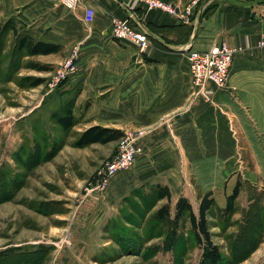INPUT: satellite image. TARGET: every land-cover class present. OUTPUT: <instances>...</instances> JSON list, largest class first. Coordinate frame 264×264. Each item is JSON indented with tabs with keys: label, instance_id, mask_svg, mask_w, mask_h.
<instances>
[{
	"label": "crops",
	"instance_id": "crops-1",
	"mask_svg": "<svg viewBox=\"0 0 264 264\" xmlns=\"http://www.w3.org/2000/svg\"><path fill=\"white\" fill-rule=\"evenodd\" d=\"M162 1L180 14L133 0H81L76 11L61 0H0V9L38 26L42 41L61 47L58 53H73L74 130L101 126L135 137L140 152L128 177L136 186L168 187L172 198L179 190L177 200L185 197L193 207L212 193L223 207L238 181L261 176L264 184V48L258 47L264 4L226 0L210 9L195 0ZM193 1L194 14L183 18ZM86 7L95 10L91 24L84 21ZM114 18L149 32L147 53L114 37ZM223 41L242 49L227 87L210 85L212 94L197 95L187 53L208 52ZM192 187L203 195L196 197Z\"/></svg>",
	"mask_w": 264,
	"mask_h": 264
},
{
	"label": "rangeland",
	"instance_id": "rangeland-1",
	"mask_svg": "<svg viewBox=\"0 0 264 264\" xmlns=\"http://www.w3.org/2000/svg\"><path fill=\"white\" fill-rule=\"evenodd\" d=\"M195 1L211 9L226 0ZM249 1L264 4V0ZM8 21L17 25L16 35L43 39L38 26L25 23L19 15L7 17L0 9V181L17 180L0 195L6 196L0 199V264H200L202 249L195 245L189 222L176 228L155 221L157 211L168 203L157 201L156 187L136 186L129 170L102 189L100 173L120 141L79 149L75 142L80 132L74 128L64 132L54 121L52 115L79 86V81L71 84L73 74H63L73 53L27 56L17 49L16 36L2 31ZM37 65L47 71L40 72ZM37 80L42 84L35 87L32 83ZM35 147L40 150L33 156ZM260 178L240 181L244 193L236 200L237 212L229 225L217 212L210 219L223 264H264V209L257 224L244 232H248L246 241L238 249L245 253H236L235 258L232 254L252 197L261 195L264 208ZM192 188L196 197L203 195L204 190ZM175 192L172 216L179 190ZM193 208L197 213L198 206ZM246 247H250L247 252ZM16 249L25 254L8 256L17 254Z\"/></svg>",
	"mask_w": 264,
	"mask_h": 264
},
{
	"label": "trees",
	"instance_id": "trees-1",
	"mask_svg": "<svg viewBox=\"0 0 264 264\" xmlns=\"http://www.w3.org/2000/svg\"><path fill=\"white\" fill-rule=\"evenodd\" d=\"M2 31L12 32L17 37V49L19 52L30 56H41V55H51L60 52V46L52 43H47L42 40H36L33 36L28 33L23 34L22 36L16 35L18 33V27L12 21H8L3 27ZM38 70L40 72L47 71L45 67H41L37 65ZM42 81L37 80L32 83L33 86H40ZM74 106L75 100L72 98L70 101L65 103L63 107L56 113H54L53 119L57 123V125L64 131L70 132L76 125V119L74 116ZM125 137V133L121 130L114 128H107L101 126H93L80 133L77 141L75 142V147L82 149L94 144L107 145L110 143L118 142L122 138ZM39 147V145L37 146ZM38 149V150H37ZM39 148H34L31 154L36 155V151H39ZM34 156V155H33ZM3 172L2 176L4 175ZM5 181H0V195L5 193L7 189L17 183L16 177L11 178H3ZM243 185L240 181L237 182L235 188L233 189L232 194L227 196L226 203L223 207H219L216 199L213 197L212 193L206 194L200 201V205L198 207L197 213L194 212L193 206L189 199L185 197H180L175 205L174 216H172L171 212V199L172 195L168 187L157 186L156 198L157 201L167 200L168 203L162 206L155 215V221L161 223H171L176 228L179 227L180 223L189 222L191 227V236L195 242V245L201 247L202 255L200 264H223L224 257L220 251L219 246L213 241V233L211 231V217L217 212L218 216L223 220L224 224L229 225L232 221L233 216L236 214V200L238 199ZM4 196V195H3ZM0 196V199H4L5 197ZM261 196V195H259ZM252 197V203L247 211H245V216L243 217L242 224L240 225L241 231L236 236L234 240V249L232 250L233 258L236 256L234 254L240 253V256L245 253V251H239V244H244L246 241L244 237L250 231L252 226L257 224V216L261 213V209H264L261 205L262 199ZM260 221H258L259 223ZM255 224V225H254ZM263 225V222H261ZM263 226H261L262 229ZM245 230L248 232L244 234ZM235 245L236 250L235 252ZM240 247V246H239ZM250 247H246V252L249 251ZM17 254L13 252L9 253L8 256H18L23 253L20 249H16ZM239 256V257H240Z\"/></svg>",
	"mask_w": 264,
	"mask_h": 264
},
{
	"label": "built area",
	"instance_id": "built-area-1",
	"mask_svg": "<svg viewBox=\"0 0 264 264\" xmlns=\"http://www.w3.org/2000/svg\"><path fill=\"white\" fill-rule=\"evenodd\" d=\"M144 4L148 10H159L171 15H179L178 7L173 3H167L162 0H133ZM70 11H76L81 3V0H61ZM195 12V6L186 7L182 13L183 18L191 17ZM95 10L92 7L84 9V21L91 24L94 21ZM113 35L118 41H130L136 44L141 53H147L150 48L149 32L147 30H134L129 20H121L114 18L112 21ZM259 48H264V34L258 42ZM242 49L230 47L227 42L213 47L208 52H198L189 50L187 58L189 60V70L191 75L192 86L197 95H210L208 90L210 85L217 89H226L230 77L233 60L237 53ZM69 71L68 74L74 76L78 72L77 62L72 56L67 60L64 66L63 74ZM63 77H65L63 75ZM140 152L137 146L136 138L125 135L118 144L117 151L113 158L107 163L104 171L100 173V185L102 189L106 188L111 181L120 173L129 171L135 164L136 158Z\"/></svg>",
	"mask_w": 264,
	"mask_h": 264
}]
</instances>
